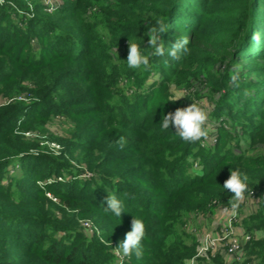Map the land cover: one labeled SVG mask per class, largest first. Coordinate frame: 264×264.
<instances>
[{
    "label": "trees",
    "instance_id": "obj_1",
    "mask_svg": "<svg viewBox=\"0 0 264 264\" xmlns=\"http://www.w3.org/2000/svg\"><path fill=\"white\" fill-rule=\"evenodd\" d=\"M14 1L0 5V97L26 100L0 104V264H185L196 250L188 218L213 199L229 205L231 169L248 175L259 199L241 220L252 236L241 264H264V152L254 151L264 141V0H63L50 11L36 1L30 12ZM157 19L167 28L165 55L151 56L147 71L129 69L128 42L152 52ZM183 37L190 52L173 59L168 49ZM171 85L184 97L171 101ZM205 88L218 96L213 145L161 129L163 115L196 103ZM54 119L69 123L65 135H54ZM34 130L60 143L56 156L22 134ZM62 173L67 181L56 179ZM113 194L124 203L120 218L104 211ZM76 215L89 216L98 234ZM134 216L146 226L140 259L114 249ZM209 257L195 262L227 264Z\"/></svg>",
    "mask_w": 264,
    "mask_h": 264
},
{
    "label": "clouds",
    "instance_id": "obj_2",
    "mask_svg": "<svg viewBox=\"0 0 264 264\" xmlns=\"http://www.w3.org/2000/svg\"><path fill=\"white\" fill-rule=\"evenodd\" d=\"M2 2V0H0ZM167 30L164 21L157 19L155 25L148 29V44L153 49L148 54H143L140 50V46L136 43L128 42V55H127V67L133 70L147 71L150 69V57L151 56H164L165 44L161 40V34ZM252 41L259 43L260 34L258 32L253 33L251 37ZM189 39L187 37L175 39V42L171 44L168 49V55L173 59L179 60L182 55H187L190 49L187 47ZM167 63V61H165ZM240 79V69H234L231 80L236 83ZM184 97L183 92H177L175 98L171 101L179 100ZM208 114L203 107L197 103H191L185 108H177L175 112H169L163 115L161 119V129L169 130L170 126H174L176 135L184 142L195 143L200 141H207L209 139L212 129L207 126ZM121 147H123V138L117 141ZM249 177L246 173H242L239 169L230 171V176L224 181L223 188L229 191L232 196L228 201L229 208H225L224 212L232 217L238 215L240 205L246 198V192L248 191ZM127 195V194H126ZM107 207L104 211L111 212L116 217H121L124 212V203L116 195H108L106 197ZM146 236V226L142 219L134 218L131 221V230L125 234V237L120 244L115 247L118 253H121L130 257L133 253L137 259L143 256L142 241ZM109 243L108 241H104Z\"/></svg>",
    "mask_w": 264,
    "mask_h": 264
},
{
    "label": "rangeland",
    "instance_id": "obj_3",
    "mask_svg": "<svg viewBox=\"0 0 264 264\" xmlns=\"http://www.w3.org/2000/svg\"><path fill=\"white\" fill-rule=\"evenodd\" d=\"M16 1L20 2L19 4L23 3L24 6H25V9L29 10L28 12H30V10H32V8H33L32 4L35 3L36 1L42 2V4L46 8V11H50V9H52L53 7L60 6L62 4L63 0H16ZM3 2H4V0H2V2H0V5L3 4ZM15 4L16 3H15L14 0H9L8 7H13ZM24 6L21 7L20 10H23L22 8H24ZM33 44H34V46H36L37 45V41H35V43H33ZM260 63L262 64V62H260ZM263 68H264V62H263ZM252 75H249V76L253 77ZM151 77L153 79H155V78L158 77V74H154L153 73V74H151ZM191 89L194 91V88H191ZM170 90L173 92L174 98H175V94L177 92H183L184 95L186 94V91H184L183 89H175L172 85H171ZM201 91L204 92L203 96L200 97L199 99H196L195 102L198 105H200L201 107H203L205 109V111L207 112V114H208L207 126L212 129V131L210 132V135H209V138H211L212 136H214L216 134V128L215 127L217 126V123L215 122V119H214L213 107H215V105H216V102L218 100L217 99L218 96H217V94H215V92H213L212 94H209L207 88H205L204 90H201ZM23 97H25V100H26V93L21 94V95L12 96L9 99H5V98L0 97V104L8 103V102H10L12 100H17V99L19 100V99H21ZM31 99L32 98H30V100ZM50 122H52V123H50ZM50 122H49L50 123V127L54 128L56 130L54 132V135L55 134L57 135L60 132L61 133L63 132V134L66 133L67 128L69 126V123L62 122L61 120H56V119H54V121H50ZM22 134L24 136H26V137H31V138L35 139L37 141L38 145H39V151L42 152V153H47V154H49L51 156H56L59 153L60 149H61L60 143L58 141H55V140H52V139L49 138V136L51 135L49 132L46 133V134H44V133L41 134L37 130H34V131H31V132L23 131ZM242 137H244V138L240 139L241 147H243L244 144L248 140V138H247L248 136H246L245 133H244V135ZM214 142H215V138H214ZM214 142L208 139L207 141H200L199 144H200L201 147H207L209 145H213ZM261 150H263V152H264V141H256L254 151L259 152ZM188 159L191 161L192 157H189ZM197 161L198 160L196 159V162ZM189 168H190L189 170L191 172H194V173H195V171L198 172V173L201 171V168L199 167V164H195V162H193V164H191V166ZM79 174H80V177H83V175H85L84 177H90L91 176L90 172H84L83 171V173H79ZM53 176H55V174H53ZM66 177H67V173H62L61 175L58 174L56 179L60 180V181H67ZM52 181H53V179L49 178L46 181V183L49 184ZM37 183H38L39 186H41V187L43 186L41 180H38ZM78 186H79V184H76L75 187L77 188ZM246 195H247V193H246ZM44 197L47 198V199H51L55 203L58 202V197L55 196L54 193L52 191H50V190H46L44 192ZM255 200H259V199L256 198ZM219 205H222V204L218 200L213 199L209 203H207L205 208L199 209L198 211L193 212V214L188 218L187 227L186 228H187L188 231L193 232V234L196 237L195 254L197 253V247H200V244H201L202 240L205 238V236L213 235V233H215L216 230L218 229L219 224L218 225L214 224L215 223V218L214 217L213 218H209V217H210L211 208H217V207H219ZM255 206L257 207V202H256ZM246 209L247 208H245L243 212L242 211L240 212L241 213L240 214L241 217L244 216L245 212H247ZM68 211H70L72 213H77L76 209H70ZM206 215H207V217H206ZM246 215H248V213H246L245 216ZM75 218H76V221L78 222L80 228L81 227H85V228L89 229L90 231H92L93 233L98 234V229L96 228V223H94L91 220V218H89V216L76 215ZM100 240H102V239H100ZM114 249H115V252L117 253L115 246H114ZM209 252L207 253V256H206L207 258L203 257L204 259L209 260L208 259ZM215 252L220 254V256L223 258L224 262H226L227 264H230V263L235 262V261H237L239 264L242 263V261L235 260L234 257L229 256V254L226 252L225 248H223L219 244L215 248V251L212 252L211 254L215 255ZM220 252L224 253V254H221ZM243 252H244V259H245V257L247 255L245 254L244 246H243ZM227 256L231 257V258H229L228 261L225 260V258ZM190 259H188L185 264H188ZM194 264H196V262Z\"/></svg>",
    "mask_w": 264,
    "mask_h": 264
},
{
    "label": "built area",
    "instance_id": "obj_4",
    "mask_svg": "<svg viewBox=\"0 0 264 264\" xmlns=\"http://www.w3.org/2000/svg\"><path fill=\"white\" fill-rule=\"evenodd\" d=\"M209 140L214 142L213 136L209 138ZM246 197L255 198L256 195L254 191L250 190L247 192ZM262 200L264 201V196ZM255 201L258 206V200ZM229 207L230 205H219V208L222 210ZM256 208L257 207L254 205L252 211L254 212ZM243 217L244 216H240L239 212L236 217L229 215L222 224H219L218 229L213 235L205 236L200 247H197V253L190 259L188 264H194L197 257H206L209 251V254L214 252L218 244L225 248L229 256L234 257L235 260L243 261V245L252 237L251 234L241 226Z\"/></svg>",
    "mask_w": 264,
    "mask_h": 264
},
{
    "label": "crops",
    "instance_id": "obj_5",
    "mask_svg": "<svg viewBox=\"0 0 264 264\" xmlns=\"http://www.w3.org/2000/svg\"><path fill=\"white\" fill-rule=\"evenodd\" d=\"M254 205H256V201H255V198L253 197V198H250V197H246L245 198V200L241 203V205H240V209H239V213L242 211H244V209L245 208H247L246 209V211L247 212H245V214L246 213H248V214H250V213H252L253 211H252V209H253V207H254ZM241 214V213H240ZM245 214H244V216H245ZM229 215L228 214H226L225 212H224V210H222V209H220L219 207H217V208H212L211 209V211H210V217L209 218H215V223L214 224H222L225 220H226V218L228 217ZM206 217H207V215H206ZM204 218V217H203ZM221 253V252H220ZM221 254H224V253H221ZM229 258H231V257H229V256H227L226 258H225V260H229ZM232 260V259H231ZM231 262V261H230Z\"/></svg>",
    "mask_w": 264,
    "mask_h": 264
}]
</instances>
